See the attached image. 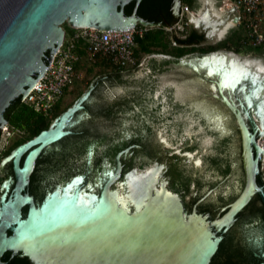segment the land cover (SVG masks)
Returning <instances> with one entry per match:
<instances>
[{"label":"water","instance_id":"1","mask_svg":"<svg viewBox=\"0 0 264 264\" xmlns=\"http://www.w3.org/2000/svg\"><path fill=\"white\" fill-rule=\"evenodd\" d=\"M140 1L0 0V132L10 103L21 101L47 71L64 40V23L107 32L159 27L136 16ZM129 2L134 11L125 15ZM173 8L178 20L179 0ZM186 15L188 31H204L207 44L229 21L213 18L207 6L196 18ZM166 28L173 45L185 46ZM259 137L264 141L262 58L221 50L182 58L152 54L134 70L98 76L46 131L2 160L0 177L11 163L15 186L10 194V178L0 186V264L6 253L30 264H196V254L205 258L210 236L209 217L198 208L210 207L218 218V209L230 203L217 219L228 224L253 196L264 205L256 184L264 156ZM181 138L188 146L166 155L164 148ZM63 139L85 142L80 160L69 161L70 176H81L68 182ZM116 146L130 170L117 185ZM43 148L59 168L49 169L40 183L36 206L25 188ZM172 180L187 186L186 204L202 200L183 212L174 193L183 188L172 190Z\"/></svg>","mask_w":264,"mask_h":264},{"label":"built area","instance_id":"2","mask_svg":"<svg viewBox=\"0 0 264 264\" xmlns=\"http://www.w3.org/2000/svg\"><path fill=\"white\" fill-rule=\"evenodd\" d=\"M230 13L233 30L238 31L243 48L264 50V0H221ZM188 6L182 4L178 21L187 25ZM236 19V21H234ZM175 29L174 27H172ZM149 27L136 25L128 31L107 32L75 28L58 47L47 71L20 101L36 113L49 118L58 100L82 78L81 65L105 62L117 72L134 70L137 64V39Z\"/></svg>","mask_w":264,"mask_h":264},{"label":"flooded vegetation","instance_id":"3","mask_svg":"<svg viewBox=\"0 0 264 264\" xmlns=\"http://www.w3.org/2000/svg\"><path fill=\"white\" fill-rule=\"evenodd\" d=\"M144 0H141L138 4V6L143 2ZM133 5L132 12L134 11V2H129L123 9L125 12V8ZM137 6V8H138ZM137 8L135 10V14L137 11ZM174 11L175 9L173 8V2L172 5L169 9L170 15L174 17ZM131 12V13H132ZM196 31V30H194ZM199 34H202V39L199 42H196L195 45H202L203 47H214L218 46L222 43H217V44H207L208 43V36L202 31L201 33L199 31H196ZM8 125V124H7ZM90 146V145H89ZM88 146V147H89ZM85 147V142L83 140H76L73 141V143L66 141L65 139L61 140L60 142V149L64 151V155L61 160L62 164V170L63 172V178L66 176L68 177V182L74 177L81 176V174H75L73 176H70L72 167L69 163L71 160V156L74 157V161H79L81 158L82 151L84 150ZM140 146L137 145H132L130 148H135ZM47 148V147H46ZM46 148H43L38 156L36 157L34 164H33V171L29 177L28 181V186L25 188V193L30 195V188L32 186V181L31 177L35 176L40 183L45 180L46 175L49 172V169L55 170V167L59 168V166H51V162L49 161V157L44 156V152H46ZM116 154L115 159H114V171L112 172L113 175L117 173V160L119 161V157L117 154L118 151V146L115 147L113 150ZM88 152V149H85V154L83 157H86V154ZM148 156L150 157L151 154L147 152ZM158 156V155H157ZM7 156H4V158ZM24 156L21 158V164L23 162ZM120 163V171H119V177L117 182L115 183L116 185L123 180V177L130 171L125 165L123 161H119ZM61 169V167H60ZM172 169V166H170L168 169L164 168V171L167 173H170ZM87 176L85 175L84 177V185L87 182ZM7 177L11 179V190L9 194L12 192L14 186H15V181H14V175L12 171V165L10 163L9 168L7 169ZM94 177V176H93ZM120 179V181H119ZM6 181V180H4ZM2 182V181H1ZM65 182V183H66ZM4 182H2L3 184ZM122 183V182H121ZM170 188L174 190V188L178 185L179 188H183L182 192H176L179 196V201L181 203V208L183 212L187 210L188 208L190 210L193 209L195 205L198 204V202L201 199H198L196 202L188 205L185 203V193L187 192V186L185 184H176L175 182L172 183L170 181ZM112 188V187H111ZM82 189V188H81ZM113 189V188H112ZM49 190H46V194L48 193ZM95 194L99 195L100 194V189H97L94 191ZM44 195V197H45ZM33 198L34 204L36 206L39 205L38 203V195H30ZM256 198L257 202L254 205L255 208V214H251L252 212L246 211V206L240 210L233 220L226 224L218 221L217 219L222 216L225 211L227 210V207L229 206L230 203L225 204L224 206L220 207L218 210L223 211V213L218 217L215 218L214 210L211 209V214H204L201 212V209L207 208V207H200L198 208L200 210V213L203 214L202 217L208 216L209 218L205 220L207 225L209 226V232L210 236L206 238L208 242V248L205 254V258H202L200 255L196 254V259L195 263L196 264H264V259H263V252H264V221L261 218V214L263 211L264 205L261 203L260 198L257 197V195L253 196ZM252 197V198H253ZM251 198V199H252ZM250 202V201H249ZM28 210V207H23L21 209V214L24 216ZM248 217V218H247ZM205 219V218H204Z\"/></svg>","mask_w":264,"mask_h":264},{"label":"trees","instance_id":"4","mask_svg":"<svg viewBox=\"0 0 264 264\" xmlns=\"http://www.w3.org/2000/svg\"><path fill=\"white\" fill-rule=\"evenodd\" d=\"M182 4L186 6H191L194 0H179ZM173 0H144L137 8L136 16L152 23L160 24L159 28L153 30H148L142 38L137 39V44L140 46L139 50L144 53H153L154 48H165L167 43L163 38V28L168 26H173L177 23V18L170 15L169 9L172 5ZM133 5H130L125 8V15H130L132 12ZM202 39V34L197 33L194 30H189L187 35L183 39H177V43L179 45L185 46H193L196 42H199ZM240 37L237 33V36L234 39L233 45L228 43H222L216 49H212L209 51H205V49H199L200 53L207 54L210 52H215L220 49H224L228 52H232L234 54H239L242 50H253L260 51L263 50L261 48L258 49H245L240 44ZM208 49V48H206ZM185 51V53H184ZM264 51V50H263ZM183 52V53H181ZM185 47L175 49V54L177 58H182L185 55L190 54ZM136 58H137V52ZM105 63V62H103ZM106 64V63H105ZM59 117V115L55 116L54 119ZM4 119L7 121V124L12 127V129L23 130L28 134V139L20 141L16 143L14 146L10 147L4 156H8L11 151H13L16 147L22 145L23 143L31 140L32 138L39 135L41 132L46 131L50 127V123L47 121L48 118L44 117L41 114L36 113L31 107L26 104L20 102V99H15L9 105L4 113ZM1 139V132H0ZM32 186L30 188V195H34L40 197L42 195V191L40 188V182L35 177H31ZM173 183V180H172ZM256 184L264 190V184L261 179V175L257 176ZM259 198V196H257ZM256 198H252L250 202L246 206V211L252 212L251 214H255L254 205L256 204ZM201 212L204 214H211L210 208L201 209ZM248 218V217H247ZM261 218L264 221V207L261 214ZM9 234V232H8ZM2 262L5 264H30L26 258L19 257H10L9 253H6L1 258Z\"/></svg>","mask_w":264,"mask_h":264},{"label":"rangeland","instance_id":"5","mask_svg":"<svg viewBox=\"0 0 264 264\" xmlns=\"http://www.w3.org/2000/svg\"><path fill=\"white\" fill-rule=\"evenodd\" d=\"M205 1H209L210 4L207 6L209 7L211 13L215 16H220L221 20L224 21L226 17H228L229 21L226 23L228 24V28L233 27V23L231 21L230 13L227 11V8L224 6L223 2L221 0H194L191 6H188L189 9L191 10L189 13L192 15L194 18L199 15V12L201 9H203L205 6ZM182 3L179 1V7L181 8ZM178 21V20H177ZM176 23L171 26L174 27L175 29L171 28L173 31L174 35L178 38H184L187 33H188V20H187V25L184 23H181L179 28L175 27ZM76 27H72L71 25H68L64 23L62 25V29L64 30V38L67 39L69 36H71ZM159 27H153L150 28V30H155ZM229 30L226 34L222 35V40L221 43H228L230 45H233L234 39L237 36L238 31ZM227 31V30H226ZM163 38L165 39L167 46L165 48H154L153 53H144L141 50H139L140 46L137 44V64L139 66L142 65V63L145 61L147 57H149L152 54H161L173 58H177L175 54V49L182 48V46H176L173 45L171 41V31L169 28L164 27L163 28ZM188 50V52H191L190 54L193 53H200L199 49H205V51H209L212 49H216L214 47L217 46H212L206 49L207 47H203L202 45L200 46H183ZM246 49V48H245ZM221 51H226L224 49H220ZM228 52V51H227ZM183 53V52H181ZM185 53V51H184ZM188 54V55H190ZM238 56L242 57H250V58H262L264 59V51H253V50H242ZM187 56V55H185ZM138 66V67H139ZM137 68V67H136ZM135 68V69H136ZM81 74L82 78L74 83L69 90H67L64 95L58 100L55 108L53 109L52 115L47 119V121L51 124H53V121L55 120L54 117L57 115H61L62 113L66 112L68 109H70L74 103L82 96V94L87 90L89 87L90 83L96 79L98 76L102 75H107V74H112V73H118L115 69H113L111 66L105 63H97L94 65H87L83 64L81 65ZM28 139V134L23 131V130H16L12 129L9 125L5 124L2 128L1 131V139H0V164L2 160H4V155L6 151L14 146L16 143H19L20 141ZM257 143L261 146V148L264 147V141L262 137H259L257 139ZM186 146H188V138H181L179 143L170 148H164L166 155L174 152L177 149H183ZM11 153V152H10ZM260 172H261V178L264 183V156H261V165H260ZM4 180H9V177H7V174H3L2 177H0V186L2 185V182ZM2 181V182H1ZM4 189L2 188L0 191V198L4 194Z\"/></svg>","mask_w":264,"mask_h":264},{"label":"bare ground","instance_id":"6","mask_svg":"<svg viewBox=\"0 0 264 264\" xmlns=\"http://www.w3.org/2000/svg\"><path fill=\"white\" fill-rule=\"evenodd\" d=\"M210 4V2L209 1H205V4H204V6H208ZM202 10V9H201ZM201 10H200V12H201ZM199 12V13H200ZM192 16V15H191ZM212 16H213V18H215V19H220V21H221V23H223V21L221 20V18H220V16H215V15H213L212 14ZM196 18V17H195ZM228 29V24H225L224 26H223V28L219 31V36H218V39H220V38H222V35L223 34H225L226 33V30ZM217 42V41H216ZM215 43V42H214ZM235 55H237V54H235ZM238 56V55H237ZM260 146V145H259ZM260 149L262 150V148H261V146H260ZM5 189V188H4Z\"/></svg>","mask_w":264,"mask_h":264},{"label":"clouds","instance_id":"7","mask_svg":"<svg viewBox=\"0 0 264 264\" xmlns=\"http://www.w3.org/2000/svg\"><path fill=\"white\" fill-rule=\"evenodd\" d=\"M232 28H233V27L228 28L227 31H226V33H227L229 30H232ZM226 33H225V34H226ZM221 40H222V39L220 38V39L217 40V42H215V43H213V44L221 43Z\"/></svg>","mask_w":264,"mask_h":264}]
</instances>
